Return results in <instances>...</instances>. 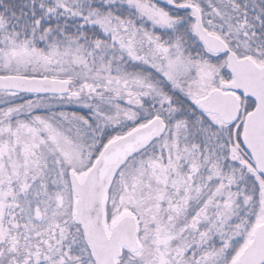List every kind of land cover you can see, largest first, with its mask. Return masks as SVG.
Listing matches in <instances>:
<instances>
[{"label": "snow or ice", "instance_id": "obj_1", "mask_svg": "<svg viewBox=\"0 0 264 264\" xmlns=\"http://www.w3.org/2000/svg\"><path fill=\"white\" fill-rule=\"evenodd\" d=\"M0 264H264V0H0Z\"/></svg>", "mask_w": 264, "mask_h": 264}]
</instances>
